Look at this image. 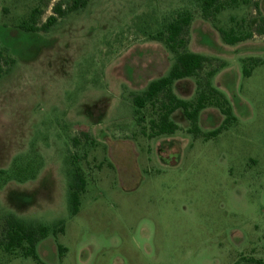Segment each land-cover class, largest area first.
I'll use <instances>...</instances> for the list:
<instances>
[{"label": "rangeland", "instance_id": "rangeland-1", "mask_svg": "<svg viewBox=\"0 0 264 264\" xmlns=\"http://www.w3.org/2000/svg\"><path fill=\"white\" fill-rule=\"evenodd\" d=\"M71 1L0 0V65L10 69L0 76V171L32 150L44 164L36 180L0 189V217L50 229L37 247L42 264H264V36L225 45L201 0H90L47 34L22 29ZM254 2L260 13L229 8L216 25L256 31L264 0ZM185 12L193 50L227 63L219 83L237 121L215 139L184 129L151 139L157 111L147 107L139 123L132 96L168 75L174 57L150 36ZM248 58L263 63H247L245 78ZM76 167L87 186L73 215ZM0 264L40 263L0 246Z\"/></svg>", "mask_w": 264, "mask_h": 264}, {"label": "trees", "instance_id": "trees-1", "mask_svg": "<svg viewBox=\"0 0 264 264\" xmlns=\"http://www.w3.org/2000/svg\"><path fill=\"white\" fill-rule=\"evenodd\" d=\"M89 2L90 0H72L66 6L58 2L52 8V15L41 27L34 24L23 26L22 29L28 33L47 34L60 20L85 10ZM250 4H253L255 10L260 13L259 5L254 0H201L202 19L212 25L225 45L236 46L252 40L255 36H264V19H260L256 31L238 36L233 30L227 31L218 27L216 17L226 9ZM35 13H37L36 10ZM33 18L35 19V17ZM193 21L194 17L190 12L178 14L176 19L166 24L162 32L150 36L151 41L163 44L174 57V63L167 76L153 80L142 94L132 96V103L136 116H139V123H144L142 113L147 107L151 106L154 111H157V120L152 119L149 122L152 131V134L149 135L151 139L171 137L180 131L179 126L172 120V116L178 111L182 112L189 122L187 133L195 140L200 139L201 136L205 139H215L237 121L230 101L213 85L214 78L227 68V63L218 58L192 53L189 50ZM262 61L260 58L244 59L242 61L243 76L251 77V71L245 67L247 63L251 62L254 66H258L263 63ZM7 65L14 66L15 60L9 59ZM8 72L10 69L5 72L0 65V76ZM185 79H194L196 82V99L194 101L179 99L173 91L174 84ZM208 108L217 109L224 117V121L216 130L203 133L199 127V118L201 113ZM82 136L85 139H90L88 133H82ZM73 141L78 144L80 140L74 139ZM43 166L42 157L34 150L31 151V156L27 159L16 158L9 170L0 171V189L11 181L24 184L36 180ZM86 186L87 182L83 173L76 167L72 172V181L69 185V201L73 215L79 213L80 197L85 193ZM0 221L3 223L2 239L0 240L3 250L12 254L21 251L23 257L32 258L35 262L42 264L37 247L49 237L50 229L42 224L24 222L13 214L0 217ZM63 232L64 225L60 224L54 229L53 235L56 236Z\"/></svg>", "mask_w": 264, "mask_h": 264}, {"label": "crops", "instance_id": "crops-1", "mask_svg": "<svg viewBox=\"0 0 264 264\" xmlns=\"http://www.w3.org/2000/svg\"><path fill=\"white\" fill-rule=\"evenodd\" d=\"M248 42H244V43H240L238 45L243 46ZM189 50L192 53H196L199 54V51H194L193 50V43H192V39H190V45H189ZM200 50V49H199ZM228 67L224 70H222L213 80V84L214 86L218 87L221 91H223L221 84L219 83V78L222 75V73L227 72L228 71ZM165 77V76H164ZM173 91L175 93V95L179 98L182 99L184 101H193L192 98L195 96L196 94V82L194 79H185V80H181V81H177L174 86H173ZM222 93L225 94V92L223 91ZM235 113V112H234ZM206 118L208 121V124L210 127H208L209 130L211 131H204L200 124L203 127L202 124V120L203 118ZM172 120L179 126L180 131L181 130H185L186 132L189 129V122L185 119L184 115L182 114V112L178 111L176 112L173 116H172ZM224 121V117L221 115V113L214 108H208L206 110H204L199 118V127L201 129V131L203 133H209L212 132L214 130H216L217 128H219L222 123ZM214 122V123H213ZM213 123V124H212ZM211 126H215V127H211ZM205 129V127H203ZM189 135V134H188ZM191 136V135H190ZM170 138H168L166 141H170ZM174 139V138H173ZM194 139V138H193ZM195 140V139H194Z\"/></svg>", "mask_w": 264, "mask_h": 264}]
</instances>
